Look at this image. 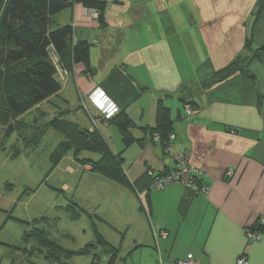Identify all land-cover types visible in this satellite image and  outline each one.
I'll return each instance as SVG.
<instances>
[{
  "label": "crops",
  "instance_id": "obj_1",
  "mask_svg": "<svg viewBox=\"0 0 264 264\" xmlns=\"http://www.w3.org/2000/svg\"><path fill=\"white\" fill-rule=\"evenodd\" d=\"M106 1L100 20H92L81 1L54 17L58 25L72 24L75 41L91 43L94 72L75 64L70 86L63 83L56 94L15 117L19 124L12 129L1 124L0 264L50 259L25 249L27 231L11 244V236L1 230L15 221L22 228L32 222L66 249L90 245V252L75 254L82 264H107L112 252L114 264H176L190 252L201 264H236L243 252L249 264H264V232L258 239L248 235L264 218V60L255 54L264 47V7L256 15L258 0ZM259 53L264 57V50ZM240 55L255 80L238 73L201 87L202 80ZM97 87L121 108L112 121L103 119L88 99ZM187 100L194 109L190 117L184 111ZM158 104L168 107L174 120L170 154L153 136ZM50 110L55 114L49 115ZM55 116L98 132L122 156L130 183L125 186L93 170L98 153L81 151L76 159L70 152L48 175L49 167L42 163L36 189L49 186L71 195L67 206L57 203L58 196L49 208L60 207L61 216L79 224L78 231L62 234L77 248L54 232L51 218H59V212H29L24 205L23 194L32 186L21 180L33 175L27 169L32 168L28 162L33 163L34 146L48 134L53 137L45 155L52 165V153L64 139L47 125ZM125 117L133 122L137 138L127 146L117 124ZM177 155L206 170L208 176L199 184L209 185L208 192L182 182L152 187L148 171L168 172L179 165ZM5 168L9 173L2 174ZM59 172L78 177L74 191Z\"/></svg>",
  "mask_w": 264,
  "mask_h": 264
},
{
  "label": "trees",
  "instance_id": "obj_2",
  "mask_svg": "<svg viewBox=\"0 0 264 264\" xmlns=\"http://www.w3.org/2000/svg\"><path fill=\"white\" fill-rule=\"evenodd\" d=\"M76 1H81L88 9H97L100 13L99 20L102 18L106 0H0L1 124L9 119L13 120L56 94L63 87L60 69L71 73L75 64L83 63L87 72H94L91 66V43L86 40L75 41L72 24L58 25L54 19L57 13ZM263 7L264 0H258L256 15L260 14ZM246 46H251V39L247 41ZM263 50L264 47H261L255 53L262 60L264 57L260 56L259 51ZM238 73H244L255 80V75L245 66L242 55L217 70L209 79L202 80L201 87L207 89ZM187 103L193 107L191 101H185L184 105ZM157 121L154 132L160 135L159 142L165 146L173 133L174 122L168 107L158 104ZM117 124L126 146L137 140L131 131V119L125 117ZM47 125L64 136L52 153L53 166L70 152L75 156L81 151L98 153L100 158L91 160L93 170L120 184L130 185L122 165V156L115 154L98 132L83 130L70 121H61L58 118L51 119ZM12 128L13 125L10 124L8 130ZM91 161L82 159L84 163ZM250 231L258 235L263 234L264 222L260 219ZM33 232V236L37 238L33 249L44 251L50 259H61L62 256L70 258L73 254H84L91 250L90 245L79 251L66 249L49 238L44 231L34 229ZM28 236L29 231L25 235L26 241ZM99 242L104 246L108 245L103 239ZM33 249H30L31 253ZM110 249L112 251L111 247ZM115 259L116 256L112 252L107 264H114Z\"/></svg>",
  "mask_w": 264,
  "mask_h": 264
},
{
  "label": "rangeland",
  "instance_id": "obj_3",
  "mask_svg": "<svg viewBox=\"0 0 264 264\" xmlns=\"http://www.w3.org/2000/svg\"><path fill=\"white\" fill-rule=\"evenodd\" d=\"M70 83H71V81L67 78L65 81V87L64 88L70 86ZM46 109H47V106H46ZM54 114H55L54 111L50 110L49 115H54ZM55 118L59 119V117H57V116H55ZM59 120H61V119H59ZM10 124L17 125V124H19V121L16 120V118H14L13 120L9 119L3 125H4V127L8 128ZM0 129H1V122H0ZM38 129H43V127H40ZM3 131L6 132V129L3 128ZM1 139H2V137H1ZM52 139H53V137L49 136V134H48L42 138L41 142L36 143V145L34 146L35 147L34 152L32 153V155L29 159V160H32L33 163L28 162L29 164H31L32 168L27 169L28 173H29V170L32 169L33 175L32 176L28 175V180H21V183L26 182V183L30 184V186H32V191H26V193L23 194L24 205L29 212L42 211L43 213L47 212V214L59 212L60 217L59 218H57V217L51 218V221L53 222L52 228H53L54 232L59 234L58 236L60 237V240H62L63 239L62 234L64 232H70V230L74 231V229L78 231L79 224H73V221L70 220V218H69V220H67L68 219L67 216H64V217L61 216L62 210L60 207L56 208L55 210L50 209L49 207H52L51 205L53 204L54 200L56 199L55 197H58V196H59V199H58L57 203L60 201V202L64 203L65 206H67L69 204L68 197H70L71 195L69 193H67V195H66L63 192H58V191L54 192L53 190H51L49 188V186L44 187V188L39 187L38 189H36V186H38L39 181H40V178H39V176L41 174L40 172H42L41 170H43L42 163L45 162L47 164V166L49 167V169L47 171V175L51 174V172L53 171V168H52L53 164L52 165L50 163L48 164V162L45 158V155L47 154V150L50 146ZM73 156L77 159V157L75 155H73ZM62 158H63V156H62ZM78 161H80V160H78ZM5 171L7 173H9V170L5 168V170L2 171V174H4ZM13 173L15 175L17 173V170H15ZM58 177L61 178L60 179L61 181H66L69 184H71L72 189L74 191V189L76 188V183L78 181L77 176H71V175H68V173L59 172ZM74 183H75V185H74ZM79 190H81V189H79ZM30 224H32L31 227L22 228L20 222L15 221V222L8 223L7 226L1 231L5 235V237L10 238V236H11V238H10L11 244H18V242H20V239L25 235V231H27V232L29 231L30 236H28V240L25 241V244H26L25 247L31 253L30 249H33L32 246L36 245V240H37V238L33 236V233H34L33 230L35 229L37 231L38 229L33 227L32 222ZM62 242L69 245L68 242H66L65 240H62ZM69 246H73L74 248H77L76 244L71 243ZM34 251H36V252L38 251L37 253L39 255H44L46 257V254L44 251L38 250L36 248L33 249V252ZM76 257H77V255L74 254V255H71L70 258H65V256H62L61 259H49V261H46L44 258L43 259L45 261H42L36 257H31V259L33 260L34 264H82L81 260H78V258H76ZM72 258H73V260H72ZM69 260H70V262H69Z\"/></svg>",
  "mask_w": 264,
  "mask_h": 264
},
{
  "label": "built area",
  "instance_id": "obj_4",
  "mask_svg": "<svg viewBox=\"0 0 264 264\" xmlns=\"http://www.w3.org/2000/svg\"><path fill=\"white\" fill-rule=\"evenodd\" d=\"M87 14L91 17L92 20H99L100 13L97 9L87 8ZM57 61L56 57L53 56ZM60 75L65 84L66 79L69 76V72L63 71L60 69ZM88 99L90 102L96 107V109L100 112L101 116L105 120H111L115 115H117L121 108L120 106L106 93L104 89L101 87L95 88L92 92L89 93ZM184 111L186 117H190L194 110L190 104L184 105ZM94 120V118H93ZM175 133L170 135L168 143L164 146V150L166 154L171 153V141L175 139ZM154 139L160 141V135L155 133ZM176 159L179 161V165L175 168L170 169L168 172L164 174H158L154 171H148L149 174L153 177L152 187L155 189H162L166 185L173 182H182L185 185L194 188L196 191L208 192L209 185L199 183L204 180L208 173L202 167L190 164L186 159H183L181 156L177 155ZM227 176L231 177L233 175V170L230 169L227 171ZM264 222V218L261 219ZM164 235H167L166 232H163ZM249 238L258 239L260 235L255 232H248ZM176 264H201L199 258L192 252L188 253L185 258L178 259ZM236 264H249L248 256L245 252H243L240 257L237 259Z\"/></svg>",
  "mask_w": 264,
  "mask_h": 264
}]
</instances>
